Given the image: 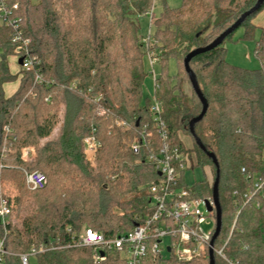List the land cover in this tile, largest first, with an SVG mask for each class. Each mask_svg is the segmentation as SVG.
<instances>
[{
  "label": "trees",
  "instance_id": "trees-1",
  "mask_svg": "<svg viewBox=\"0 0 264 264\" xmlns=\"http://www.w3.org/2000/svg\"><path fill=\"white\" fill-rule=\"evenodd\" d=\"M154 1L20 0L25 36L32 40L30 49L41 62L42 75L54 82L49 87L37 84L34 72L20 67L17 74L11 71V30L0 23V185L16 191L13 199L7 198L12 216L23 206L30 211L17 226L0 224L7 252L4 264H22L20 255L40 245L50 249L33 258L35 264H126L118 254L99 262L90 248L67 247L72 243L67 229L90 228L110 238L133 230L150 213L148 186L159 175L146 162V148L134 155L129 144L151 121V100L143 97L146 53L138 18L153 8ZM257 1L181 0L180 7L170 8L168 0H160L162 10L154 23L152 49L161 66L156 98L163 106L172 146L190 160L194 154L195 166L209 167L212 173V181L205 178L190 187L194 198L212 199L217 168L208 155L218 163L222 228L214 247L226 245L228 261L215 253V264H264V210L241 206L248 187L242 169L264 173V27L256 40L252 24L264 4L223 44L190 62L209 106L194 136L190 122L200 115L202 104L184 60L211 44ZM239 30L243 35L235 40ZM227 41L256 42L260 67L246 69L228 62ZM171 59L178 65L174 76L167 71ZM16 82L17 90L7 96L5 86ZM89 88L104 95L101 104L108 117L99 118L96 105L80 94ZM48 96L51 103L45 102ZM115 120L130 130L114 126ZM94 128L103 149L92 165L83 141ZM181 135L191 137L192 149H186ZM26 147L34 149L30 161L22 157ZM26 170L43 173L46 187L29 190ZM144 262L183 264L173 255L164 259L151 252ZM186 264H209V252Z\"/></svg>",
  "mask_w": 264,
  "mask_h": 264
},
{
  "label": "built area",
  "instance_id": "built-area-1",
  "mask_svg": "<svg viewBox=\"0 0 264 264\" xmlns=\"http://www.w3.org/2000/svg\"><path fill=\"white\" fill-rule=\"evenodd\" d=\"M0 23L11 30L14 58L17 62L22 60L20 68L25 72H34L37 84L53 86L54 82L46 80L42 75L41 62L30 49L32 40L25 36L20 16V0H0ZM144 46L152 68L160 65V58L152 49L150 38L144 41ZM152 74L155 87L150 106L151 121L142 125L129 144L134 155H140L143 148H146V162L152 164L159 175V179L148 186L150 213L133 230L110 238L90 228H83L79 232L67 229L71 233L72 242L67 247L90 248L93 250L94 259L99 262H104L109 254H118L126 264H145V258L151 252L164 259L173 255L180 263H190L209 252L210 242L216 230V212L212 199L194 198L191 188L185 184L184 175L191 169L190 159L178 147L172 146L163 119V106L156 98L159 86L154 70ZM72 88L75 89L76 84H73ZM80 94L89 97L96 105V115L99 118L108 117L109 112L101 104L104 98L101 92L94 94L93 89L89 88L81 90ZM45 102L51 103L52 97H46ZM113 125L123 131L130 130L129 125L119 120H115ZM83 145L87 161L95 165L97 156L103 149L95 128L84 138ZM33 151V147L24 148L23 159H28ZM241 173L248 185L241 195L242 208L264 210V173L251 172L245 168ZM24 180L31 191L43 190L47 185L46 176L39 171H24ZM236 195L237 192L234 193V196ZM207 200L213 207L212 211H208ZM11 214L8 200L1 199L0 224L10 223ZM204 226H212V229L206 232ZM166 239L168 242H165ZM225 247L226 245L220 249L214 247V253L228 261L224 252ZM49 249L45 245L32 247L28 253L20 255V260L22 264H31L33 258ZM6 254L4 241L0 240V264H4Z\"/></svg>",
  "mask_w": 264,
  "mask_h": 264
},
{
  "label": "rangeland",
  "instance_id": "rangeland-1",
  "mask_svg": "<svg viewBox=\"0 0 264 264\" xmlns=\"http://www.w3.org/2000/svg\"><path fill=\"white\" fill-rule=\"evenodd\" d=\"M35 1V0H33ZM153 8L144 16H140L139 22H140V36H141V42L144 45V41L148 40L150 38V44L155 45V38L153 36L155 27L154 23L156 18L159 17L161 10H162V4L160 0H155L153 4ZM168 5L170 8H178L181 6V0H168ZM228 42V41H227ZM226 42V44H227ZM225 44V45H226ZM151 46V45H150ZM143 51L145 52V48L143 47ZM229 62V61H228ZM232 63V62H231ZM10 68L11 71L14 74H17L18 72V65L15 63V61L11 58L9 60ZM144 71H145V81L143 84V97L148 98L150 100L153 99L154 96V87H155V82H154V77H153V70L157 76V79L161 75V66L156 65L154 68H152L150 60L147 56L144 57ZM261 65L259 59L254 56L253 52L251 53L248 62H244L241 64L240 67L246 68V69H256L259 68ZM167 71L169 75L174 76L178 73V65L174 59L169 60L168 66H167ZM186 91L191 94V88L189 86L186 87ZM63 111V108H61V111ZM62 116V113H61ZM60 124L57 126V128L54 130V136L58 134L59 128L61 126ZM181 139L183 140L186 149H192L193 148V141L190 136L188 135H181ZM102 151V150H101ZM264 156V155H263ZM192 160H190L192 168L188 170L185 175H184V180L185 184L189 187H192L194 183L200 182L205 180L207 177L210 181H212V174L210 172V169L207 167L201 168V167H196L195 166V155L192 154ZM5 187V188H4ZM148 192V191H147ZM16 191H14L11 187H6L4 185H0V200L1 199H6L11 198L13 199L15 197ZM203 211L206 212L205 209ZM30 211L25 210L24 206L23 208H19L17 211H14V216L10 218V222L13 226H17L20 224L21 218L25 217L28 215ZM85 228V227H83ZM82 228V229H83ZM212 229V226H204V230L206 232L210 231ZM165 242H168V239L165 240ZM31 264H35V260H31ZM186 264V263H183Z\"/></svg>",
  "mask_w": 264,
  "mask_h": 264
},
{
  "label": "water",
  "instance_id": "water-1",
  "mask_svg": "<svg viewBox=\"0 0 264 264\" xmlns=\"http://www.w3.org/2000/svg\"><path fill=\"white\" fill-rule=\"evenodd\" d=\"M264 4V0H258L257 3L255 4V6L253 8H251L249 11L245 12L234 24L233 26H231L228 30H226L223 34H221L217 39H215L211 44H209L206 47L203 48H199L196 50H193L192 52H190L185 60H184V65H185V70L187 72V74L189 75L190 78V82L192 85V89L194 90V92L196 93L197 97L199 98L201 104H202V111L200 113L199 116H197L196 118H194L191 122H190V132L191 134L194 136V127L197 123H199L205 116V114L208 111V102L206 100V98L204 97V95L202 94L198 83L196 81V76L194 74V72L192 71L191 67H190V62L198 55H201L203 53H206L208 51H211L212 49L220 46L221 44L224 43V41L226 40V38L231 35L233 32H235L236 30H238L241 25L243 24V22L245 21V19L247 17H249L250 15H252L253 13L257 12L262 5ZM19 65H22V60H19ZM196 143L197 145L200 147L201 150L205 151L204 146L202 145V143L196 139ZM214 165L217 168V177L213 186V195H212V201L214 203L215 206V212H216V230L215 233L213 235V238L210 242V249H209V264H215V259H214V243L215 240L218 238L220 232H221V228H222V210H221V206L219 203V168H218V163L216 161V158L214 157V155H208ZM207 204V208L208 211H212L213 207L210 206L209 201L207 200L206 202Z\"/></svg>",
  "mask_w": 264,
  "mask_h": 264
},
{
  "label": "crops",
  "instance_id": "crops-1",
  "mask_svg": "<svg viewBox=\"0 0 264 264\" xmlns=\"http://www.w3.org/2000/svg\"><path fill=\"white\" fill-rule=\"evenodd\" d=\"M252 24L257 28V32H256V40H257V38L259 37V30L264 27V10L252 20ZM242 35H243V30H239L235 35V40L241 38ZM224 46L227 50V60L230 63L232 62V64L237 66H241L242 63L248 62V59L252 52L255 56L256 42L254 41L227 42V44ZM12 59L15 61V63H17L18 67H20L17 60L15 58ZM18 85L19 82L6 85L5 86L6 95L7 96L12 95L17 90ZM33 157H34V151L28 159L24 158V160L30 161L33 159Z\"/></svg>",
  "mask_w": 264,
  "mask_h": 264
}]
</instances>
